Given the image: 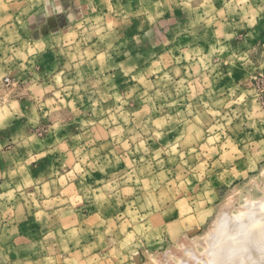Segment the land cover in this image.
Segmentation results:
<instances>
[{
  "label": "rangeland",
  "instance_id": "1",
  "mask_svg": "<svg viewBox=\"0 0 264 264\" xmlns=\"http://www.w3.org/2000/svg\"><path fill=\"white\" fill-rule=\"evenodd\" d=\"M71 1L0 0V264H178L264 204V0Z\"/></svg>",
  "mask_w": 264,
  "mask_h": 264
},
{
  "label": "bare ground",
  "instance_id": "2",
  "mask_svg": "<svg viewBox=\"0 0 264 264\" xmlns=\"http://www.w3.org/2000/svg\"><path fill=\"white\" fill-rule=\"evenodd\" d=\"M233 210L224 207L204 238L185 237L176 252L178 264H264V204L250 200L238 214ZM195 245L206 251L196 253Z\"/></svg>",
  "mask_w": 264,
  "mask_h": 264
},
{
  "label": "crops",
  "instance_id": "3",
  "mask_svg": "<svg viewBox=\"0 0 264 264\" xmlns=\"http://www.w3.org/2000/svg\"><path fill=\"white\" fill-rule=\"evenodd\" d=\"M52 1H55V0H52ZM57 1V0H56ZM68 2L71 4L72 7H74L76 4L71 1V0H68ZM260 6H259V37H262L264 38V32H261V25L264 23V19H263V16L261 14V11H260ZM48 14V11L46 12ZM71 15V14H70ZM72 16V15H71ZM75 15H73L74 17ZM74 21V20H73Z\"/></svg>",
  "mask_w": 264,
  "mask_h": 264
}]
</instances>
